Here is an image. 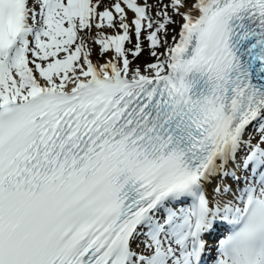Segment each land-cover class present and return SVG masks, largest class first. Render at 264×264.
I'll return each instance as SVG.
<instances>
[{"label": "snow or ice", "instance_id": "obj_1", "mask_svg": "<svg viewBox=\"0 0 264 264\" xmlns=\"http://www.w3.org/2000/svg\"><path fill=\"white\" fill-rule=\"evenodd\" d=\"M0 264H264V0H0Z\"/></svg>", "mask_w": 264, "mask_h": 264}, {"label": "rangeland", "instance_id": "obj_2", "mask_svg": "<svg viewBox=\"0 0 264 264\" xmlns=\"http://www.w3.org/2000/svg\"><path fill=\"white\" fill-rule=\"evenodd\" d=\"M92 46H93L94 51H98L97 46H95V45H92ZM144 59H148V57H147L146 54H145V56L142 58V60H144ZM100 62H102V61H100Z\"/></svg>", "mask_w": 264, "mask_h": 264}, {"label": "bare ground", "instance_id": "obj_3", "mask_svg": "<svg viewBox=\"0 0 264 264\" xmlns=\"http://www.w3.org/2000/svg\"><path fill=\"white\" fill-rule=\"evenodd\" d=\"M92 47H93V46H92ZM93 60H94V62H97L98 57H97L96 55H93Z\"/></svg>", "mask_w": 264, "mask_h": 264}]
</instances>
